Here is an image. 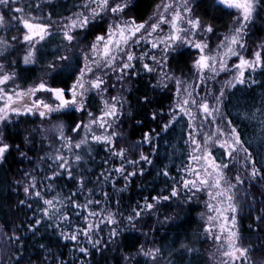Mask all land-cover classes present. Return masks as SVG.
<instances>
[{"label": "snow or ice", "instance_id": "snow-or-ice-1", "mask_svg": "<svg viewBox=\"0 0 264 264\" xmlns=\"http://www.w3.org/2000/svg\"><path fill=\"white\" fill-rule=\"evenodd\" d=\"M139 4L78 0L65 15L53 0H0V166L13 153L30 163L29 153L35 156V167L14 180L12 213L24 218L12 221L10 233L0 229L7 237L0 264H109L110 251L120 252L117 264L186 258L191 264L199 252L187 236L165 256L139 225L155 216L161 227H179L197 209V239L213 243L214 264H257L254 257H264V97H253L244 111L234 105L235 115L229 111L235 91L264 87L257 80L264 76V38L250 45L264 0H213L231 17L221 33L196 14L199 0H159L147 19L137 17ZM145 78L153 93H168V110L152 111L158 128L121 146L125 93ZM137 103L151 105L153 98L145 92ZM177 125L183 149L176 175L164 165L156 173L163 178L158 191L128 211L120 210L121 197L114 209L104 185L123 193L133 178L144 177V166L158 156L157 141ZM100 151L97 174L92 165ZM61 181L71 185L67 192ZM245 219L258 243L245 240ZM41 229L56 242L37 241ZM136 231L144 242L126 245L125 233Z\"/></svg>", "mask_w": 264, "mask_h": 264}, {"label": "trees", "instance_id": "trees-1", "mask_svg": "<svg viewBox=\"0 0 264 264\" xmlns=\"http://www.w3.org/2000/svg\"><path fill=\"white\" fill-rule=\"evenodd\" d=\"M78 0H54L53 3L56 5V11L62 12L65 15L70 14L75 10L74 4H76ZM159 0H140L139 11L137 13L138 18L147 19L148 15L151 13L153 6L158 3ZM203 19L210 21L213 23L215 28L221 29L225 28L229 20L230 16L225 15L223 12L216 10L213 0H199V6L196 8ZM47 11V8L45 9ZM254 35L255 37H263L264 38V11L261 12L260 18L257 19L256 25L254 27ZM58 43V41H54V44ZM53 44V46H54ZM51 49H49L50 51ZM33 78L39 75V72L31 74ZM257 80L264 83V76L257 75ZM147 78L143 81L132 84V91L127 94L128 98V110L129 117L124 119V124L122 126L123 132L126 134V139L130 142L139 141L142 133L148 131L150 128H158V125L151 120L152 111H159L163 109L165 112L168 110V106L170 104L169 95L166 92H162L157 90L153 93L147 86ZM147 92V94L153 98V103L151 105H140L137 103L138 97H140L143 93ZM253 97H255L258 102L261 97H264V87L261 84L253 85L252 88L244 87L240 90L235 91V95L232 96L231 102L229 105V111L233 112L235 115L236 108L234 105H240V111H244L247 106L251 105L253 102ZM72 117H65V123L71 124L73 122ZM137 121H143V125H138ZM20 131L23 130L25 125H20ZM17 129H10L11 133H15ZM181 127L180 125L176 126L175 131H172L168 134H164V139L158 140V156H154L153 159L155 161L154 166H147L145 168L144 177H136L133 178V182L129 185V188L123 192L119 193L118 191H113L112 194L114 196V201L122 197L123 202L119 206L121 211L130 210L131 206H135L137 202H142V197L147 195L149 192H153L155 188L156 191L159 190L160 187L163 186V178L158 177L156 173L160 171V169L167 165L172 172V175H176V166L180 163L181 151L183 149V139L181 138ZM19 142V140H17ZM104 152L100 151L98 158L103 156ZM29 156L32 157V162L30 163L27 159H21L18 153H13L8 158V163L0 166V227L3 231H7L10 233L12 229V221L23 219V213H18L17 216H14L12 213V209L15 208V201L17 199V194L12 191V189L17 186L14 183L16 179H22V172L26 171L25 168L32 166L35 161V156L33 153H29ZM94 171L98 173L101 169L98 167L97 163L92 165ZM63 190L65 192L68 191V186H64V182H60ZM93 186V185H92ZM89 185V187H92ZM120 186H117L119 188ZM11 195V201L7 200V197ZM19 196L23 197L22 190L19 192ZM83 199V197H81ZM11 204V208L9 207ZM113 205V204H112ZM116 205L113 206L115 209ZM200 209L192 212L191 215L186 220L179 221V227L171 226V227H161L156 223L155 216L151 219H147V224L141 222L139 225L143 231L148 232V240L151 242L155 239V243L158 246L165 248V256H167V250L172 247L173 242H176V246H179L181 241L185 240V236L188 237V242L198 249L199 255L196 259L191 261V264H205V244L202 239H197V234L202 232V228L200 227V222L198 219V212ZM247 211L242 213V215H246ZM161 219L163 217L161 216ZM250 221L247 219L243 220L242 225L245 229L244 236L245 240L249 243H258L257 234L249 235L246 231L247 226ZM5 224H7V228H5ZM151 227L158 228L159 231L155 235L150 231ZM124 243L126 245L133 243H141L144 242L145 237L141 234L140 231L136 232H128L125 233ZM137 238H139L137 240ZM57 237L52 235L51 231L45 233L44 229H41V234L36 237L37 241H40L44 244L56 242ZM38 247V245H37ZM55 250V249H54ZM65 252L66 258L71 259V252L69 249H62ZM32 249L29 248V254H31ZM109 257V264H117L120 261V252H109L106 254ZM115 258L114 260L112 258ZM97 261H101L100 256H96ZM191 258H186L183 264H188V260ZM257 264H260L261 260H264V257L255 256ZM161 264H166L165 260H161ZM177 264H181V262H177Z\"/></svg>", "mask_w": 264, "mask_h": 264}, {"label": "rangeland", "instance_id": "rangeland-1", "mask_svg": "<svg viewBox=\"0 0 264 264\" xmlns=\"http://www.w3.org/2000/svg\"><path fill=\"white\" fill-rule=\"evenodd\" d=\"M54 1V0H53ZM76 10V9H75ZM195 12H196V14L197 15H200L201 16V14L199 13V11L195 8ZM71 14V13H70ZM69 15V14H68ZM202 17V16H201ZM202 19H203V17H202ZM205 22H209V21H207V20H205V19H203ZM231 23V19L229 20V22L227 23V25H226V27L225 28H222V30L221 29H218V28H216L217 29V32L218 33H221V32H225L227 29H228V26H229V24ZM254 29V28H253ZM253 32H254V30H252ZM0 35H4V33L3 32H0ZM261 38H263V37H255V39L254 40H252V41H250V45H255V43L256 42H258ZM130 87H131V85H130ZM129 92H127V93H125V95L127 96V94H128ZM129 117V110H128V106H127V103L125 104V112H124V116H123V120L125 119V118H128ZM124 141H125V143L124 144H122L121 146H125V147H130V146H132V145H135L136 144V142L137 141H135V142H130V141H128L127 139H126V134L124 133ZM144 149L147 151L148 150V146L147 145H144ZM138 151L139 150H137V155H138ZM104 155H105V153L103 154V156L101 157V158H96V163H97V165H99L100 164V162L102 161V159H103V157H104ZM119 163V161H116V164H118ZM111 166V165H110ZM148 165H145L144 167L146 168ZM35 167V161H34V164H33V167L32 166H29V167H26L25 168V170L26 171H30V170H32L33 168ZM101 171V170H100ZM99 171V172H100ZM99 172L97 173V174H99ZM23 179V178H22ZM92 179L93 180H95V177H92ZM122 184H123V181L121 180V182H120V185H118V186H122ZM90 186H92V185H90ZM104 187H105V190L106 191H110V192H112V189H111V185L110 184H106V185H104ZM114 196H116V195H114L113 194V201H112V206H115L116 205V202L114 201ZM154 217V216H153ZM199 219V218H198ZM199 222L201 223V221L199 220ZM0 229H1V227H0ZM6 239H7V237L6 236H4L3 235V233L2 232H0V246H2L3 244H4V242L6 241ZM205 244V249H204V254H205V264H214V260L212 259V256H213V254L215 253V251H216V249H215V247L213 246V243L211 242V241H208L207 243H204Z\"/></svg>", "mask_w": 264, "mask_h": 264}]
</instances>
